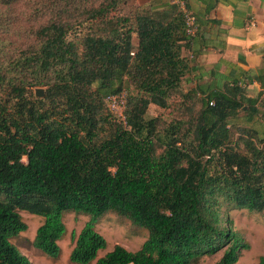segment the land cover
<instances>
[{"label": "trees", "instance_id": "1", "mask_svg": "<svg viewBox=\"0 0 264 264\" xmlns=\"http://www.w3.org/2000/svg\"><path fill=\"white\" fill-rule=\"evenodd\" d=\"M125 1L0 0V264H30L11 243L26 229L19 212L42 219L31 245L51 259L62 215L89 217L70 232V264H192L218 252L213 264H237L248 249L224 210L264 213V131L250 126L264 122V51L260 73L183 90L188 0L122 14ZM120 91L124 123L104 101ZM173 95L185 113L147 117ZM107 213L146 231L137 250L97 258L105 241L93 226Z\"/></svg>", "mask_w": 264, "mask_h": 264}, {"label": "rangeland", "instance_id": "2", "mask_svg": "<svg viewBox=\"0 0 264 264\" xmlns=\"http://www.w3.org/2000/svg\"><path fill=\"white\" fill-rule=\"evenodd\" d=\"M176 2L177 0H127L120 3L118 8L122 14H128L136 11L137 8L141 6L145 7L149 5L151 7H158L164 3L175 4ZM189 10L194 15L192 10ZM6 13L7 12H5V14ZM12 13L15 17H18L20 8H15ZM17 24L18 23H12L9 28L10 30L11 28L14 29L11 33L15 34V38L17 34H22L21 28L15 32ZM183 53L188 61L193 62L192 55L190 56L188 54L189 51ZM182 83L183 90L192 89L194 86V84L188 83L186 79H184ZM31 94H33V91H31ZM3 96L4 95L0 92V97ZM187 102L188 105L193 104L197 106L199 104L197 97H191ZM170 104L171 105L167 109H160L150 105L147 109V117H157L161 122L163 121L166 124L173 120L174 117H177L179 113H185L178 96H171ZM250 126L259 134H262V131H264V122L252 121ZM22 160L24 162V159ZM224 212L231 221L232 229L238 232L248 245V249L240 253L237 264H257L258 257L264 252V213L248 212L243 209H226ZM19 216L21 221L25 224L26 229L12 239L11 243L28 259L30 264H70L68 262V255L72 247L69 239L70 232H74L75 234L78 233L84 223L89 220L88 216L80 214L65 213L62 215L65 234L57 242L59 247L58 256L51 259L42 255L31 245L35 229L40 225L42 219L25 212H19ZM93 227L105 241V249L97 253V258L110 251L114 245H119L130 252L135 251L146 238L145 230L135 228L128 221L117 217L113 213L105 214L97 220ZM219 256L220 252L211 256H203L192 264H213ZM90 264H93V262Z\"/></svg>", "mask_w": 264, "mask_h": 264}, {"label": "crops", "instance_id": "3", "mask_svg": "<svg viewBox=\"0 0 264 264\" xmlns=\"http://www.w3.org/2000/svg\"><path fill=\"white\" fill-rule=\"evenodd\" d=\"M203 1L188 0L189 8L200 18L203 33L201 41L194 37V53H188L193 58V69L186 81L223 84L240 81L245 72L260 73L264 51V0H216L208 15L214 23L205 21ZM248 84L246 92L252 96L259 86L255 81Z\"/></svg>", "mask_w": 264, "mask_h": 264}, {"label": "built area", "instance_id": "4", "mask_svg": "<svg viewBox=\"0 0 264 264\" xmlns=\"http://www.w3.org/2000/svg\"><path fill=\"white\" fill-rule=\"evenodd\" d=\"M179 9L183 17L184 33L188 38H194L197 33V25L194 16L191 12L186 11L183 4L179 3ZM126 92L120 91L118 93L106 96L104 101L108 109L115 114L117 119L124 123V109H125ZM211 105V103H208Z\"/></svg>", "mask_w": 264, "mask_h": 264}, {"label": "water", "instance_id": "5", "mask_svg": "<svg viewBox=\"0 0 264 264\" xmlns=\"http://www.w3.org/2000/svg\"><path fill=\"white\" fill-rule=\"evenodd\" d=\"M35 95L40 97L42 95V93L40 90H35Z\"/></svg>", "mask_w": 264, "mask_h": 264}]
</instances>
